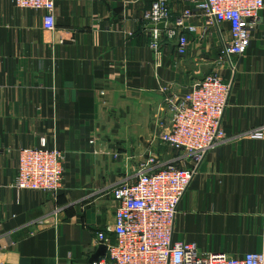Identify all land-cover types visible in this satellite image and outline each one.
<instances>
[{"label": "crops", "instance_id": "1", "mask_svg": "<svg viewBox=\"0 0 264 264\" xmlns=\"http://www.w3.org/2000/svg\"><path fill=\"white\" fill-rule=\"evenodd\" d=\"M153 2L56 0L48 32L41 13L0 0V264H91L98 233L113 237L121 181H135L154 156L161 166L189 167L160 143L170 118L162 89L189 93L217 69L221 43L200 15L189 21L197 32L183 60L175 41L152 49L142 17ZM170 6L175 22L185 5ZM263 36L256 30L244 56L220 62L230 86L225 139L200 163L177 210L173 240L202 254L264 252V137L254 136L264 128ZM42 139L65 154L63 187L18 192L20 152Z\"/></svg>", "mask_w": 264, "mask_h": 264}, {"label": "built area", "instance_id": "2", "mask_svg": "<svg viewBox=\"0 0 264 264\" xmlns=\"http://www.w3.org/2000/svg\"><path fill=\"white\" fill-rule=\"evenodd\" d=\"M14 1L19 9L41 13L44 30L55 31L56 0ZM181 1L185 7L175 22L170 0H154L142 17L143 23L155 26L151 29V48L159 50L164 38L175 41L178 61L187 57L190 37L197 32L189 21L200 15L207 30H216L221 43L220 62L244 56L256 30L262 29L264 35V0ZM162 23L164 30L156 27ZM220 62L212 74L196 82L184 96L162 89L170 118L160 125L163 127L160 143L175 155L184 154L191 162L183 168L175 161L161 166L156 156L150 157L135 181H121L113 191L116 207L113 237L98 233L97 244L105 246L107 252L93 264H264V252L249 253L242 258L202 254L193 243L173 240L178 207L198 166L225 139L221 123L230 86L223 78ZM255 134L263 138L264 128ZM65 160V154L48 147L46 139L36 147L21 150L15 189L58 194L64 183Z\"/></svg>", "mask_w": 264, "mask_h": 264}, {"label": "water", "instance_id": "3", "mask_svg": "<svg viewBox=\"0 0 264 264\" xmlns=\"http://www.w3.org/2000/svg\"><path fill=\"white\" fill-rule=\"evenodd\" d=\"M158 29L160 30H164L165 29V24H159L156 26ZM151 29H154L155 26H150ZM107 252V248L105 246H101L100 251L97 253V255L92 259L91 264H93L94 262L98 261L100 259L101 255H104Z\"/></svg>", "mask_w": 264, "mask_h": 264}, {"label": "rangeland", "instance_id": "4", "mask_svg": "<svg viewBox=\"0 0 264 264\" xmlns=\"http://www.w3.org/2000/svg\"><path fill=\"white\" fill-rule=\"evenodd\" d=\"M216 60L218 61V59H216ZM204 72H206V71L204 70L202 73H204ZM210 73L212 74V71H210V72H206L202 77L204 78V77H206L207 75H209ZM203 78H202V79H203Z\"/></svg>", "mask_w": 264, "mask_h": 264}]
</instances>
